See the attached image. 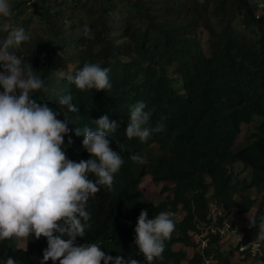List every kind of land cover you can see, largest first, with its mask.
I'll return each instance as SVG.
<instances>
[{
  "label": "trees",
  "instance_id": "16d2710c",
  "mask_svg": "<svg viewBox=\"0 0 264 264\" xmlns=\"http://www.w3.org/2000/svg\"><path fill=\"white\" fill-rule=\"evenodd\" d=\"M11 3V18H0V41L7 36L5 23L30 35L10 51L22 59V66L31 64L45 82L47 91L32 98L60 111L59 98L70 94L79 107L78 113L68 114L64 139L72 143L67 157L76 162L90 158L83 137L75 135L76 127L95 130L93 121L103 115L119 124L108 138L124 164L112 188L101 186L88 201L90 226L76 243L94 242L113 257L147 264L134 243L137 219L141 210H147L149 219L168 211L174 214L175 230L165 241L164 259L155 264H203L204 258L210 264H237L233 251L223 250L221 237L211 236L210 245L201 249L195 236L209 222L211 202L225 208L233 221L254 209L257 219L264 215V0ZM85 24L92 38L83 35ZM86 62L110 69V89L75 87L69 76ZM137 102L152 113L151 127L164 125L147 142L129 140L124 131ZM243 125L246 136L236 148ZM132 154L146 157L148 163H133ZM147 176L165 184L162 193L168 195L159 204L141 188ZM244 231L243 242L258 240V227H249V220ZM16 242L0 241V264L9 256L16 264H40L46 238L30 236L26 248Z\"/></svg>",
  "mask_w": 264,
  "mask_h": 264
},
{
  "label": "clouds",
  "instance_id": "9594fccd",
  "mask_svg": "<svg viewBox=\"0 0 264 264\" xmlns=\"http://www.w3.org/2000/svg\"><path fill=\"white\" fill-rule=\"evenodd\" d=\"M12 14L11 0H0V18L10 19ZM2 30L7 36L0 41V241L26 240L33 235L37 240L46 238L40 264L49 260L53 264H141L138 259L113 257L94 242L76 243V238L84 237L90 226L88 201L101 186L112 188L114 176L124 164L108 138L119 124L103 115L93 121L95 130L76 127L75 135L83 137L82 144L90 158L70 160L66 150L72 140L69 138L65 144L64 139L69 133L68 114L78 113L79 107L72 103L70 94L59 98L60 111L33 99V93L47 91L45 82L31 64L22 66V59L10 51L31 37L24 28L11 23L3 24ZM82 32L92 38L87 24ZM109 71L98 63L86 62L69 79L81 91L106 90L111 88ZM145 108L144 102L131 107L124 129L129 140L147 142L154 133L164 130L162 123L150 126L152 113ZM61 115L64 118L58 119ZM130 159L139 165L148 163L140 154H132ZM173 215L162 211L149 219L147 210H141L134 243L147 264L164 259L165 241L175 230ZM247 217L249 227H258L257 239L264 241V215L258 219L255 215ZM6 264L16 261L9 256Z\"/></svg>",
  "mask_w": 264,
  "mask_h": 264
},
{
  "label": "built area",
  "instance_id": "2783aa9c",
  "mask_svg": "<svg viewBox=\"0 0 264 264\" xmlns=\"http://www.w3.org/2000/svg\"><path fill=\"white\" fill-rule=\"evenodd\" d=\"M180 219V215H177ZM208 224L202 230V234L195 236L201 249L210 245L211 236L221 237L223 249L233 251L232 258L237 264H264V250L261 241L253 239L244 241V227L239 221H233L228 217V211L220 208L216 202L209 205ZM203 264H210V259L204 258Z\"/></svg>",
  "mask_w": 264,
  "mask_h": 264
},
{
  "label": "rangeland",
  "instance_id": "374dc122",
  "mask_svg": "<svg viewBox=\"0 0 264 264\" xmlns=\"http://www.w3.org/2000/svg\"><path fill=\"white\" fill-rule=\"evenodd\" d=\"M247 126L243 125L242 127V133L240 134V136L238 137L237 141H236V148H239L241 146V144L244 142L245 136H246V131H247ZM248 172H243L242 176L245 177L247 176ZM165 184L161 183V184H156L152 181L150 176H147L143 179V183L141 185V188H143L145 190V194H147V197L153 201L155 204H159L161 201L164 200V198L168 195V193L163 194L162 193V189L164 187ZM170 185V184H168ZM171 186V185H170ZM255 197H257L259 200L261 199V195H254ZM259 202V201H258ZM256 212V210L254 209L249 215H254ZM240 224L242 226H247L248 224V217L246 216L244 219L239 220ZM16 245L19 248H26L27 247V242L26 240H17ZM179 247H177L178 249ZM191 252V250L189 251ZM236 259L233 258V262L235 263Z\"/></svg>",
  "mask_w": 264,
  "mask_h": 264
}]
</instances>
